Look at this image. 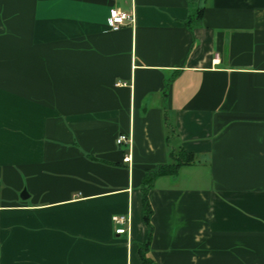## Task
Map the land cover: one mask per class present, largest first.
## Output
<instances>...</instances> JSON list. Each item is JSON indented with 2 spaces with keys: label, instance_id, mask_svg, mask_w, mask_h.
<instances>
[{
  "label": "crops",
  "instance_id": "crops-1",
  "mask_svg": "<svg viewBox=\"0 0 264 264\" xmlns=\"http://www.w3.org/2000/svg\"><path fill=\"white\" fill-rule=\"evenodd\" d=\"M181 150L149 256L264 264V0H0V264H143Z\"/></svg>",
  "mask_w": 264,
  "mask_h": 264
},
{
  "label": "trees",
  "instance_id": "trees-1",
  "mask_svg": "<svg viewBox=\"0 0 264 264\" xmlns=\"http://www.w3.org/2000/svg\"><path fill=\"white\" fill-rule=\"evenodd\" d=\"M199 16H202V11H199ZM172 163L160 165L153 170L146 173L143 189H142V206L144 213V222L148 229L147 239L143 246L140 248V255L143 264H156L155 261L149 256V250L153 239V208L150 201L149 193L153 188L155 182L162 177H172L179 173V170L184 166H190L195 163L196 157L192 154L186 153L181 150L179 154H172Z\"/></svg>",
  "mask_w": 264,
  "mask_h": 264
},
{
  "label": "built area",
  "instance_id": "built-area-1",
  "mask_svg": "<svg viewBox=\"0 0 264 264\" xmlns=\"http://www.w3.org/2000/svg\"><path fill=\"white\" fill-rule=\"evenodd\" d=\"M134 21V15L132 13H126L118 9H113L110 12V16L108 18V26L111 31L118 32L123 27L132 23ZM118 146H130L131 145V138L125 135H121L117 139ZM131 156L128 155L124 158L125 163H131ZM113 222L118 225L124 227L128 222L129 218L124 216H117L113 218ZM126 230L124 228L117 229L116 233L118 235L125 234Z\"/></svg>",
  "mask_w": 264,
  "mask_h": 264
}]
</instances>
